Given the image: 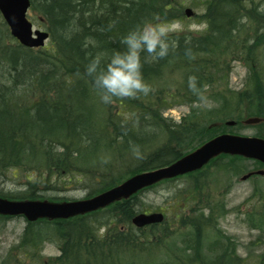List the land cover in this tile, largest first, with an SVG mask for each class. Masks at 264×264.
Segmentation results:
<instances>
[{
  "label": "trees",
  "instance_id": "trees-1",
  "mask_svg": "<svg viewBox=\"0 0 264 264\" xmlns=\"http://www.w3.org/2000/svg\"><path fill=\"white\" fill-rule=\"evenodd\" d=\"M184 1L203 10L197 16L205 28L167 34L176 46L163 58L144 62L147 53L141 54L144 81L153 89L147 96L102 103L85 73L91 56L102 52L106 58L113 49L123 50L121 38L155 17L178 18L176 10L184 12ZM184 1L30 0L29 12L49 34L41 49L19 45L0 16V171L24 179L19 190L0 192V198L63 203L68 200L45 194L75 187L86 188L84 198H89L241 127L264 139V71L258 62L264 48V0ZM233 63L246 69L243 88L234 94L229 89ZM189 76L196 77L198 93L188 88ZM239 105L245 119L261 122L245 126L242 117L231 116L229 111ZM177 107H187V114L177 121L164 115ZM227 118L233 127L224 125ZM246 162L251 163L220 155L200 170L163 180L103 209L68 219H23L18 248L25 252L20 259L39 258V247L50 244L58 256L39 264H180L179 256L170 257L171 237H183L190 228L188 238L197 244L222 211L211 200L202 208L190 206L210 189L206 169L214 166L218 174L238 176ZM182 179L183 186L169 195L177 208L163 212L161 223L140 229L131 224L143 212L142 192ZM157 253L164 263L156 261ZM232 254L223 251L213 264H238ZM198 256L193 250L190 262L197 263ZM3 264L12 262L6 258Z\"/></svg>",
  "mask_w": 264,
  "mask_h": 264
},
{
  "label": "rangeland",
  "instance_id": "rangeland-1",
  "mask_svg": "<svg viewBox=\"0 0 264 264\" xmlns=\"http://www.w3.org/2000/svg\"><path fill=\"white\" fill-rule=\"evenodd\" d=\"M184 0H179L182 2ZM192 0V3H196ZM189 1L183 2V7L192 11V16L187 18L184 16L183 10H176L178 18L159 19L155 17L153 25L162 26L167 29V34L174 33H192L202 31L205 26L200 21L199 16L203 10L189 6ZM29 20L33 23L35 30L46 31L41 26L38 16L35 13L28 12ZM47 44V42H46ZM258 62L264 71V48L258 53ZM229 76L230 93H237L242 90L246 79V69L243 64L233 63ZM204 113L205 108L199 109ZM188 112L187 107H177L164 113L165 116L172 118L174 121L179 120ZM229 113L231 116H240L245 119V110L242 105L233 107ZM232 120L230 118L224 121ZM254 129L241 127L236 135L243 137L254 136ZM226 160H221L224 162ZM245 164V170L238 176L226 173L221 175L216 173L215 167L206 169L207 175L204 177L208 181L209 191L204 192L196 197L190 206L195 209L202 208L206 205L205 200H211V206L222 209L220 215H216V221L211 224V228L204 232L197 244L188 235H191V229H184L183 237H177L175 234L168 241L173 247L170 249V257L179 256L183 264H213L223 251H232L233 259L238 264H264V176H255L246 181H241V176L252 171V165L249 162ZM259 168H256L258 170ZM24 179L19 173H15L14 178L10 176V171H0V192L19 190ZM185 180H178L170 185H161L153 190L142 192L140 200L143 203L142 213L166 212L168 208L174 205L169 199L171 190L180 189ZM212 186V187H211ZM207 190V189H206ZM88 190L84 187L68 188L66 190H52L49 194H45L46 198L65 199L68 201L81 200ZM214 202V203H213ZM180 205V204H178ZM172 209V208H171ZM191 215L189 209L186 212ZM205 216L207 211L200 212ZM25 222L21 217H13L9 219L0 218V264H3L6 258L12 264H39L40 260L53 259L58 256V250L50 244H42L37 251L34 260H28L22 257V253L18 248L21 234ZM193 232V231H192ZM174 232L171 230V234ZM177 234V233H176ZM181 235V233H178ZM184 243V244H183ZM193 250L199 252L197 263H191L190 257ZM11 255V257H10ZM157 262L164 263L162 253H157ZM165 256V255H164ZM167 257V256H165ZM217 262V261H216ZM221 264H225L224 261Z\"/></svg>",
  "mask_w": 264,
  "mask_h": 264
},
{
  "label": "water",
  "instance_id": "water-1",
  "mask_svg": "<svg viewBox=\"0 0 264 264\" xmlns=\"http://www.w3.org/2000/svg\"><path fill=\"white\" fill-rule=\"evenodd\" d=\"M29 6V0H0V14L9 29L10 35L20 45L27 48H41L48 40V33L32 29V24L26 18ZM185 16L191 17L192 11L186 9ZM260 122V118L250 117L245 119L243 124L253 126ZM225 125L231 127L234 122L228 121ZM219 155L240 156L264 165V139L221 134L169 165L131 176L121 184L84 200L52 203L46 201H10L0 198V215L23 217L32 222L37 219H68L87 214L103 209L116 201L130 198L140 190L163 180L200 170ZM262 173L259 171L254 174L262 175ZM251 175L249 173L243 176L241 181H245ZM162 221L163 215L161 213H140L131 219V224L140 229L159 224Z\"/></svg>",
  "mask_w": 264,
  "mask_h": 264
},
{
  "label": "clouds",
  "instance_id": "clouds-1",
  "mask_svg": "<svg viewBox=\"0 0 264 264\" xmlns=\"http://www.w3.org/2000/svg\"><path fill=\"white\" fill-rule=\"evenodd\" d=\"M123 50L113 49L105 58L104 53H97L89 59L85 73L92 78L100 101L105 104L114 102V98H135L138 94L147 96L153 89L144 81L141 68V54L147 53L144 62L165 57L170 47L175 48V41L167 38V29L145 22L130 30L120 40ZM188 88L198 93L195 76L188 77ZM200 100L205 97L199 96Z\"/></svg>",
  "mask_w": 264,
  "mask_h": 264
},
{
  "label": "flooded vegetation",
  "instance_id": "flooded-vegetation-1",
  "mask_svg": "<svg viewBox=\"0 0 264 264\" xmlns=\"http://www.w3.org/2000/svg\"><path fill=\"white\" fill-rule=\"evenodd\" d=\"M248 161H250L251 163L257 162V163L261 164V163L258 162V161H253V160H248ZM252 168H253V167H252ZM259 169H261V171L263 172L262 175H261L260 177H263V176H264V165L261 164V167H260ZM252 177H253V176H252ZM252 177H250L249 179H251Z\"/></svg>",
  "mask_w": 264,
  "mask_h": 264
},
{
  "label": "bare ground",
  "instance_id": "bare-ground-1",
  "mask_svg": "<svg viewBox=\"0 0 264 264\" xmlns=\"http://www.w3.org/2000/svg\"><path fill=\"white\" fill-rule=\"evenodd\" d=\"M111 189V188H110Z\"/></svg>",
  "mask_w": 264,
  "mask_h": 264
}]
</instances>
